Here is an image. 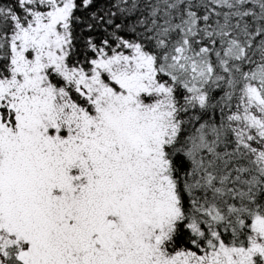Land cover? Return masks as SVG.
Instances as JSON below:
<instances>
[{
    "label": "snow or ice",
    "instance_id": "1",
    "mask_svg": "<svg viewBox=\"0 0 264 264\" xmlns=\"http://www.w3.org/2000/svg\"><path fill=\"white\" fill-rule=\"evenodd\" d=\"M0 264H264V0H0Z\"/></svg>",
    "mask_w": 264,
    "mask_h": 264
}]
</instances>
